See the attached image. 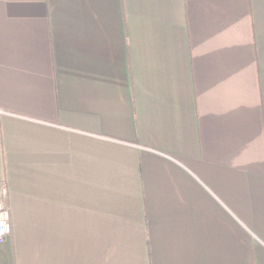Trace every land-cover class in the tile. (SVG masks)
Listing matches in <instances>:
<instances>
[{
	"label": "crops",
	"instance_id": "0c3cea01",
	"mask_svg": "<svg viewBox=\"0 0 264 264\" xmlns=\"http://www.w3.org/2000/svg\"><path fill=\"white\" fill-rule=\"evenodd\" d=\"M0 264H264V0H0Z\"/></svg>",
	"mask_w": 264,
	"mask_h": 264
},
{
	"label": "built area",
	"instance_id": "2783aa9c",
	"mask_svg": "<svg viewBox=\"0 0 264 264\" xmlns=\"http://www.w3.org/2000/svg\"><path fill=\"white\" fill-rule=\"evenodd\" d=\"M6 193L5 187L0 182V243L4 242L10 230V212L5 207L3 195Z\"/></svg>",
	"mask_w": 264,
	"mask_h": 264
}]
</instances>
